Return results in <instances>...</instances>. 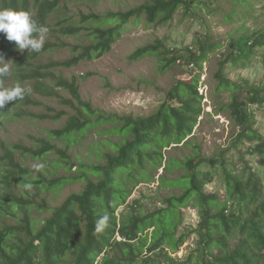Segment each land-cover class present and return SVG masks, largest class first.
<instances>
[{
  "label": "trees",
  "instance_id": "16d2710c",
  "mask_svg": "<svg viewBox=\"0 0 264 264\" xmlns=\"http://www.w3.org/2000/svg\"><path fill=\"white\" fill-rule=\"evenodd\" d=\"M60 1L0 0V9L27 12L36 26H47L49 31L57 33V42H45L39 53L21 52L15 42L0 33V56L11 61L24 54L28 63V57L38 56L49 46H66L68 43L62 36H79L83 30L88 43L71 45L72 58L49 63V67H69L108 52L131 18L136 22L144 19L149 24H166L178 9L190 12L195 4L209 9L208 2L212 0H145L128 11L107 13L106 20L115 23L109 27L56 23L51 29L49 18ZM93 16L83 14L82 18L84 21ZM196 42L198 48L191 50L185 59L191 70L201 71L209 53L220 45L199 39ZM176 50L161 43L148 44L136 49L130 58L157 55L164 71L182 58ZM256 51L263 56L264 64V29L232 38L229 51L219 59L216 77L218 90L230 91L229 102L223 105V110L230 112L238 127L233 136L234 146L246 145L247 154L258 156V162L264 165V134L256 128L251 108L264 107V81L255 85L248 81L236 82L224 75L227 64L241 59L247 61ZM44 74L52 76L54 85L47 79H36V90L58 97L54 86L68 90L77 111L68 117L62 128L51 131V138L40 139L37 148L16 144L0 155V161L5 164L0 172V264H264V180L251 166L234 168L227 149L210 157H204L200 151L182 159L170 157L160 184L181 188L180 193L169 194L162 199L160 208L145 214L139 209L121 217L116 214L131 191L129 186L133 187L138 180L154 178L153 169L161 166L164 159L163 148L170 143L192 142L193 128L202 111L203 96L198 90L200 76L194 77L195 83L178 80L154 114L133 117L94 108L90 101L82 98L74 76L69 79L47 70L41 72L40 68L28 70L26 67L25 71H17L16 76L21 77L17 84ZM4 79L0 77V88ZM23 103H33L29 94L0 109V121ZM61 115L43 113L39 116L59 119ZM105 123L110 124L106 132L118 135L119 140H106L109 150L102 147L97 162L73 161L71 145L76 144L87 128ZM52 139H60L63 145ZM19 149L34 158L54 153L56 165L64 166L70 174L54 175L39 167L24 165L13 154V150ZM147 162L152 164L151 169ZM174 168L180 169L179 175L168 177ZM217 177L224 184L225 198L206 190V185ZM79 180L84 182L82 190L72 192L58 206L50 205L42 196L44 191L57 190L66 182ZM190 202L198 209L199 223L190 232L177 234L183 218L181 208ZM135 204L139 207V202ZM37 212L50 214L39 217ZM104 215L108 216L107 226L97 233L96 222ZM192 233L197 237L196 252L185 260L172 256ZM118 234L121 239L117 238Z\"/></svg>",
  "mask_w": 264,
  "mask_h": 264
},
{
  "label": "rangeland",
  "instance_id": "374dc122",
  "mask_svg": "<svg viewBox=\"0 0 264 264\" xmlns=\"http://www.w3.org/2000/svg\"><path fill=\"white\" fill-rule=\"evenodd\" d=\"M145 0H61L49 18V25L54 29L56 23L83 24L86 28L103 25H114L108 22L105 16L110 12L128 11L137 7ZM208 8L202 4H195L193 10L188 12L183 8L178 9L174 18L166 24H149L144 19L136 22L131 18L125 24L121 35L112 44L111 49L102 56L90 60L84 59L69 67L50 66V62L63 61L72 58L74 52L71 45L88 43L89 40L81 30L79 36H62L68 44L66 46H49L38 56L29 58L20 54L10 62V74L5 77L1 88L13 87L21 77L16 76L17 71L35 70L48 71L60 74L67 78L76 77L80 86L82 98L90 101L94 108L105 113H116L125 116H149L154 114L165 101L167 93L178 80L195 83V76H200L198 84L202 111L198 122L193 128L192 142L189 144L170 143L163 148L164 159L161 166L153 169V179L138 180L125 203L116 211L118 217L129 214L134 209H139L143 214L151 212L162 206V199L171 193L179 194L181 188L164 187L160 184V177L165 173L166 161L171 158L182 159L185 155L200 151L204 157H210L227 149L230 161L234 168L242 169L251 166L264 180V165H261L256 155L247 154L246 145L234 146L233 136L238 127L234 123L230 112L223 110V105L229 102L230 91L218 90L216 74L219 70V59L229 51V42L241 34H252L254 31L264 29V0H212ZM83 14L95 16L83 21ZM101 17V18H100ZM56 31L48 32L45 42H57ZM199 41L209 44H218L213 52L209 53L202 70L188 65L185 58L191 50H196ZM161 43L168 49H177L182 57L174 65L162 70L157 55H144L138 59H131L133 52L141 46ZM29 52L28 50H25ZM30 53V52H29ZM16 61L19 65H15ZM193 73V74H192ZM41 74H39L40 76ZM224 75L236 82L248 81L258 85L264 81L263 56L254 52L252 57L245 61L239 60L235 64H227ZM47 79L54 85L52 76L44 74L42 77L25 80L20 85L30 88L33 103H23L13 108L0 121V155L5 154V149H11L16 144L37 148L40 139L51 138V131L62 128L69 116L77 111V105H72L71 94L68 90L54 86L58 96H49L36 90V79ZM70 101V102H69ZM256 121V128L264 134V107L254 105L251 107ZM43 113H62L59 119L41 118ZM110 124H96L87 128L76 144L71 145L70 153L75 162H97L98 151L109 150L106 140L118 141L119 136L106 132ZM60 146V139H52ZM104 145V146H103ZM16 159L27 166H36L54 175H69L64 166H57L56 155L48 154L42 158H34L19 150L14 151ZM102 159L101 163H104ZM151 169L152 164L147 162ZM5 167L0 161V172ZM76 167H73V171ZM168 177H177L180 169L174 168ZM83 181L66 182L57 190L42 192L48 203L53 206L60 205L72 192H79L83 188ZM208 192L219 193L225 198V187L222 180L217 177L206 185ZM139 202V207L135 204ZM136 205V206H135ZM137 207V208H134ZM183 218L178 226L177 234L191 231L199 223L197 207L190 202L182 207ZM49 212L36 215L44 217ZM14 222V221H12ZM153 227L149 229V232ZM118 239L121 236L117 235ZM197 237L190 234L172 256L185 260L190 254L196 252Z\"/></svg>",
  "mask_w": 264,
  "mask_h": 264
},
{
  "label": "clouds",
  "instance_id": "9594fccd",
  "mask_svg": "<svg viewBox=\"0 0 264 264\" xmlns=\"http://www.w3.org/2000/svg\"><path fill=\"white\" fill-rule=\"evenodd\" d=\"M47 26H36L31 15L24 11L0 9V33H4L8 41L15 42L18 50L39 53L47 38ZM35 33V35L33 34ZM10 74V62L0 56V77ZM31 89L16 84L13 87L0 88V109L14 101L23 100ZM108 216L104 215L96 222L95 231L102 232L107 226Z\"/></svg>",
  "mask_w": 264,
  "mask_h": 264
}]
</instances>
